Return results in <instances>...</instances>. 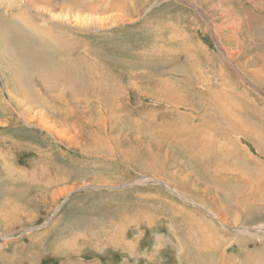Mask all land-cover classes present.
<instances>
[{
    "label": "rangeland",
    "instance_id": "obj_1",
    "mask_svg": "<svg viewBox=\"0 0 264 264\" xmlns=\"http://www.w3.org/2000/svg\"><path fill=\"white\" fill-rule=\"evenodd\" d=\"M81 1L93 9L50 8L40 15L25 0H0L7 18L20 13L53 30L61 25V34L92 60L90 70L107 71L104 82L116 88L112 100L78 95L79 104L68 98L60 105L52 97L65 96L66 88L58 83L47 97L37 69L13 85L26 93L32 87L50 107H28L12 90L8 67L16 60L23 72L32 59L0 58V264H198L209 249L218 250L211 251L213 264H251L246 251L264 253V229H258L264 182L252 183V193L235 183L210 191L195 179L204 168L194 162L199 152L190 151L212 149L215 163L229 171L261 176L264 0H113L122 7L100 12L106 26L96 30L72 27V20L95 18L108 4ZM18 45L25 49L29 41ZM80 88L81 95L94 93ZM67 107L73 111L66 117ZM36 111L47 116L45 126ZM204 208L240 217L225 227ZM235 225L253 230L237 235ZM207 237L209 246L202 242Z\"/></svg>",
    "mask_w": 264,
    "mask_h": 264
},
{
    "label": "bare ground",
    "instance_id": "obj_2",
    "mask_svg": "<svg viewBox=\"0 0 264 264\" xmlns=\"http://www.w3.org/2000/svg\"><path fill=\"white\" fill-rule=\"evenodd\" d=\"M25 1H26L27 6L36 9L38 14H40V15H44V13L49 12L50 8H54V10H57L60 7H73V6H75V7H83V8L93 9L91 6H87V5L83 4L81 0H60L59 2H57V4H55L56 0H25ZM98 1L107 3L108 4L107 9L98 10L96 15H95V18L94 17H88V15L76 14V17L72 20V27H75L77 29L83 28V29H91V30H96V28H94V27H99V29L104 28L106 26V22L104 21L103 16L101 15L100 12L104 13V12H106L109 9L122 7L120 4H118L117 2H115L113 0H104V1L103 0H98ZM98 23H100L101 25L98 24ZM100 26H102V27L100 28ZM25 31L27 32V34L26 35L22 34V32H25ZM6 32H11L12 33L10 38H8L6 36ZM57 36H58L59 39L62 38V41H61L62 44L57 39ZM22 39L29 41V45L25 49H21L19 47V45H18L20 40H22ZM33 41H35L37 43L38 47L33 46L32 44H30ZM80 47H81V44L79 42L74 41L72 38H68L65 34H61V25L58 26L57 30H53L52 28L45 27L44 25H41V24H38L36 22L31 21L30 19L26 18L23 14L12 13L10 15V17L7 18L5 16V14H3L0 11V58L2 60H6L4 54H12V55H15V56H21V58H23V59H27V57L32 59V62H31L32 64L23 62V67H24L23 68V72L24 73L20 72V71H17L15 69L14 66H15L16 60L13 61L12 67H8L9 70H11L10 75H11V80H12V90L15 91V94H17L18 97L28 101L27 102L28 104L26 103L27 104L26 106H28V107H29V105L31 106V104L34 107H43V108H49L50 107L48 101L44 98V96H42V94H38V92L31 91L32 87L31 88H26V91L28 92V93H26L23 89L13 85L14 81L22 80L24 78V74H26L28 71H33V70H37V69H38V73L40 74L41 79L42 80H46V82H47L46 85H43L40 81H38L40 83L39 85L42 86L43 90L42 89L41 90L44 92L45 95H47V97H48V95H50L51 90H53L57 86L58 83H62L63 86L66 88L65 96L62 93V94H59V95L55 94V96L52 97V99L54 98L53 100H55V102L59 103L60 105L63 104V102H65V101L68 102V100H66L68 98L71 101L69 103H71V104L74 103L75 101L78 100L77 99L78 95L81 98L80 100H82V98H85V99H87V98L89 99L90 98L92 101H93V99H95V100L108 99L109 100V99H111V97L114 96V94H115L114 90H116V88H114L115 85L111 84V83H107V81L104 82V79H106L107 71L100 70L98 73L92 72L90 70L91 66L93 65L92 64V60L88 59L89 57H85V56L80 55V51H79ZM38 59H41L42 62H37L36 60H38ZM34 76H32V77H34ZM93 76H98V79L97 80H93ZM26 79H28V76H27ZM82 85H86L87 89L94 91L93 95L92 96L88 95L89 93H87V95H81V93H82L81 90L84 91L83 89L80 88ZM31 86H32V83H31ZM95 86H97V87L95 88ZM28 94H29V96H27ZM50 96H52V95H50ZM86 101H88V100H86ZM104 101H106V100H104ZM69 103H66V104L70 105ZM77 104H79L78 101H77ZM68 105H66V106H68ZM228 105H230V104H228ZM219 108H220V106H219ZM71 109H72L71 107H69V108L67 107L66 109H63L62 113L64 114V116L67 115V112L73 111ZM223 110H225V109H223ZM21 112H23V111H21ZM36 112H35V116L33 115V117L39 122V124H42V126H45L46 121L48 122L47 116L44 115L45 113L43 114L41 111H36ZM214 115H216V114H214ZM242 117H243V115H242ZM29 118H31V117H25V122L26 123L31 120ZM240 118H241V116H240ZM244 120H246V119L244 118ZM244 120H242V121H244ZM61 122H62V120H61ZM258 122H260V121H258ZM67 123H65V124H67ZM208 123H210V122H208ZM231 124L232 123H230V125ZM258 124H260V123H258ZM201 125H202V123H201ZM232 125L236 128L239 125V120L234 119ZM261 126L264 127L263 123H261ZM48 127L51 128V126H48ZM215 128H214V130H215ZM257 128H258V126H256V125H255V127H251V128L249 127V129H251V130L248 129L249 133L251 132L249 135L252 134V130H255ZM46 129H47V125H46ZM231 129H232V127H231ZM173 130L175 131L176 129H173ZM229 130H230V128H229ZM178 131H179V133H181V131H183V130L180 131V129H178ZM192 134H194V132ZM244 134H246V133H244ZM253 137H254V139H258V141H261L263 136L258 135L256 133V134H253ZM254 142H256V141L254 140ZM187 143L189 144V142H187ZM195 143L197 144L198 141L195 142ZM192 146L194 147L193 144H192ZM183 148H185V147H183ZM188 148H189V146H188ZM190 148H192V147H190ZM195 148H193V149H195ZM221 148H222V145H221ZM198 152H199V155H198ZM213 152H215V151H213L212 149L203 151L201 148L190 151V154L193 153V155H198L199 156V158L197 156L194 157V162L196 163L197 168L198 169L199 168H204V173H201V174L198 173V175L200 177H197V174H196L195 175V177H196L195 179H198V178L200 179L201 178L202 180H204L205 183H208V185L211 186V187L209 186L210 187L209 188L210 191L219 192L220 190H222L221 188L226 187L228 184L229 185H233L235 183L233 186H239V185L248 186L249 193H252L253 190L255 189L253 187H254V184H255L256 181L258 183H260L261 180L264 182V171H263L264 164L262 165L261 169L256 171V172L261 173V176L259 178H257L258 180H254V175H255L254 173L255 172L253 173L252 169L249 170V171H246V172H238V171H233L232 168H231V171H229L228 169H226V167H223L224 163H219V162L215 163L214 156L216 158H217V156ZM186 155H187V153H186ZM249 157H250V154H249ZM190 158H191V156H190ZM205 159H206V161L208 163L207 162L205 163ZM191 162H193V161H191ZM262 162L264 163V160ZM189 168H191V167H189ZM186 176H188V175H186ZM145 177L146 178H151V176H148V175L145 176ZM157 180H160V179H157ZM252 183H254V184H252ZM221 184H222V186L220 188L219 186ZM165 185L170 191L175 193L173 188H171L166 183H165ZM262 198L264 199V197H262ZM241 207H242V205H241ZM205 210H206V212L208 213V215L211 218H213V219H215L217 221H220V224H222L224 226L227 225L226 223H228L230 221H233V222L237 221V219L240 217V216L238 218L234 217V218L229 220L228 216H223L221 211L216 212L215 210L212 209V212H213L212 213L211 211H209L207 209H205ZM232 227L237 232V235L250 234L249 231L253 230V229L249 230V227H244L243 225L242 226L235 225V226H232ZM258 229H264V226H260ZM219 240H220L221 243H224L223 239H219ZM202 242L204 244H206L207 246H209L208 244H209V242H211V238L208 239V237H207L205 239V241L202 240ZM199 250H200V248L196 247V251L199 252ZM211 251L212 252L213 251L216 252L218 250H211V249L207 250L206 257L204 256L205 258L202 260V262H199L198 264H213L212 261L209 262L211 257L214 258L212 256V252ZM219 252L221 254L220 260H225V258H226L225 251L224 252L223 251H219ZM255 257L256 258L257 257H261L259 259H262V258L264 259V253L262 252L259 255L251 257V254L249 252H247V251L245 252V258L247 260H250L249 262H251V264H264V260H262V262H260V263L254 262L253 260H256V259H254ZM206 258H207V260H206ZM213 262H215V264H217V263L221 264L219 262V260H213ZM247 263H245V264H247Z\"/></svg>",
    "mask_w": 264,
    "mask_h": 264
}]
</instances>
